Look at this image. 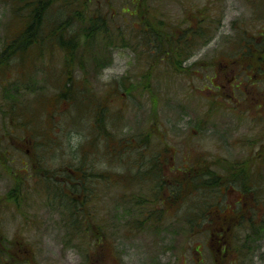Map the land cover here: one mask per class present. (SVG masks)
<instances>
[{"label": "rangeland", "instance_id": "1", "mask_svg": "<svg viewBox=\"0 0 264 264\" xmlns=\"http://www.w3.org/2000/svg\"><path fill=\"white\" fill-rule=\"evenodd\" d=\"M40 6L27 35V1L0 0V130L13 129L11 163L0 159V238L25 241L33 264H264V227L252 242L241 234V259L232 236L225 252L218 238L220 226L234 232L241 214L252 216L235 213L237 203L256 205L253 229L263 221L264 0ZM249 58L250 80L241 69ZM148 133L144 152L163 160L148 161L144 176L120 153ZM190 157L224 179L238 177L230 163L243 168L251 187L261 185L258 204L250 191L222 199L181 188ZM86 165L96 177L87 204L66 183Z\"/></svg>", "mask_w": 264, "mask_h": 264}, {"label": "trees", "instance_id": "2", "mask_svg": "<svg viewBox=\"0 0 264 264\" xmlns=\"http://www.w3.org/2000/svg\"><path fill=\"white\" fill-rule=\"evenodd\" d=\"M25 1H27V4H29V6L31 7L30 15L32 16L31 19H29L30 24H29V26H27V35H28L29 32L37 31L36 27L38 26V24L41 20V14L40 15L37 14V16H36V9L37 8H40V9L43 8V6L42 7L40 6V4L43 3V1H45V0H25ZM37 11H38V9H37ZM40 13H41V11H40ZM45 17H47L46 14H45ZM47 27H48V24H47ZM50 30L52 32V29H50ZM44 31H46L45 26H44ZM28 44L23 46V48L27 49L26 46H28ZM249 48L251 50L252 46H250ZM236 60L235 61L231 60L229 64L233 65L235 62H237ZM246 65L255 66L254 63L250 61V58H249V61H247L245 63L244 67L241 66V69L244 71L247 70L248 68H246ZM5 67L9 68L8 65ZM70 71L71 70H69V72ZM247 79L250 80L249 78H247ZM68 80H70V78H68ZM67 84H68L67 86L69 87V81ZM64 86H66V84H64ZM130 89H132V88H130ZM130 89L126 88V90L128 92L126 94L130 93ZM19 92H20V90H19ZM122 96H123V94H122ZM63 97H66V99H68L70 97V95H69V93L68 94L63 93ZM70 99H72V98H70ZM107 102H108V100H107ZM104 106H105V103H104V105H102V108H104ZM106 107L108 108L109 106H106ZM10 114H11V112H10ZM101 115H103V114H99V116H101ZM22 121H23V124H28L27 120H22ZM12 130L10 133H12ZM103 130L105 133L103 131H101V136H103V138H101V139H103V140L106 139L108 141V136H107L108 133H106L105 124L103 126ZM104 135H105V137H104ZM150 138H151V134L148 133L147 137L145 139H141L140 142H136L132 145L130 144L131 146L126 145L128 148H130L129 150H126V148L123 146L121 149L122 154L120 153L121 158H122V155H124L125 153H128L124 158L125 159L126 158H132L134 163L137 166L135 169L138 170V174L140 173V175L142 174L144 176H147L148 172H152V168L155 165V164H153L152 167L147 171L145 169V167H147L148 161H153V159L155 160V158L157 160L159 159V156L157 154H156L157 156H154L152 154L153 159H151V155L146 154L144 152V150H146L148 147V142L149 143L151 142ZM124 140H127V139H124ZM127 141H129V140H127ZM126 144H128V143H126ZM108 149L113 150L114 147L108 146ZM132 151H133V153H132ZM155 151L156 150H154V152ZM86 157L89 158L88 153H85L84 159ZM190 161H192V162L195 161V162L192 163L190 168L187 167L188 171L185 170L186 173L182 172V175L179 176V178L182 179L181 188H183V187L185 188V186L188 185V189H187L188 192L196 193L199 197H206L209 195H213L214 193H220L221 195L219 197H222V199L224 197V195H222V194H224V192H230V191L236 192L237 190H240L242 192L248 193L250 191L251 193H253L254 199L257 200V201H255L256 204H258V201L260 199L258 190L260 189L261 185L259 183L254 182L253 186L251 187L249 184L251 179L248 178V175L243 168L239 167L238 169H240V170L237 171V169L235 170V167H237L238 165L232 164L228 161L223 162L219 159L215 160V163H213V165L218 167L219 165H222V164L227 165V162H228V163H230L229 164L230 167L228 169L229 173L234 174V173L239 172L238 177L236 176L235 178L224 179L222 176L217 175V171L209 170L208 172H206L207 169L209 168V166L207 165L208 163L206 161H204V159L190 157L189 162ZM88 168H89V166L86 165L82 171L79 170L80 174L78 175V177L75 176V178H78V179H75V180L73 179L71 181L66 182L68 184V186L70 187V192L76 194L77 196H80V198L83 197L86 204L89 201L88 197L91 196L93 194V192H95L94 190H96V186L91 185L92 184L91 178L96 179V177H95V175H91V173L89 171L91 169H88ZM224 171L226 172V169H224ZM244 173H246V174H244ZM243 174H244V176H243ZM100 175H101V173H100ZM102 176L106 177V176H108V173L104 172V174ZM159 176H162V175L159 174ZM143 178H149V177H143ZM187 179H189V182L187 181ZM206 183L211 185L210 189L205 186ZM176 187L177 186L174 184H170V183L167 184V190L169 192H171V194H174L177 191L178 188L176 189ZM222 191H224V192L222 193ZM19 192L24 194L21 190ZM12 198L16 199V195H13ZM258 207H259V205H258ZM225 209H226V206H222L220 208V213H223V211ZM245 209H249L248 214L252 213L251 217H242L241 213H245V211H243ZM255 210H256V205H255ZM255 210L253 209V207L240 205V203H237L235 213L241 214V216L239 217L240 219L238 220V222H239L238 229H236L233 232L232 229L225 228V226H220L218 228V232H219L218 238L221 240L220 243L224 244V246H223L224 252H225V249L227 248V246H231V244H229V242H228V239L232 236V240L238 246L236 248L237 258L241 259L243 257V246H242V240L240 239L241 234H248L249 235L248 240L252 242L253 241L252 237L256 236L262 232V230H263L262 228L264 227V215H262V218H261V220H263L262 225H260L258 228L253 229L254 225L256 224V220L260 219L259 213L257 214L256 213L257 210H256V212H255ZM242 232H244V233H242Z\"/></svg>", "mask_w": 264, "mask_h": 264}, {"label": "flooded vegetation", "instance_id": "3", "mask_svg": "<svg viewBox=\"0 0 264 264\" xmlns=\"http://www.w3.org/2000/svg\"><path fill=\"white\" fill-rule=\"evenodd\" d=\"M253 67L254 66L246 65V68L248 69L245 71L247 78L249 79H252L256 76L254 71L252 73L247 72L248 70L252 71ZM259 67L261 68L262 66ZM232 79L233 81H236L235 76L232 77ZM9 133L10 129L8 126H5L3 132L0 130V159H2L6 165L11 163L9 158L10 153L6 150L7 146H9V142L12 140L9 136ZM9 171L11 172L12 170L7 167V173H9ZM0 235L1 237H4V233L0 232ZM25 245H27V243H25L23 240L0 238V264H33L34 254L29 249L25 248Z\"/></svg>", "mask_w": 264, "mask_h": 264}]
</instances>
